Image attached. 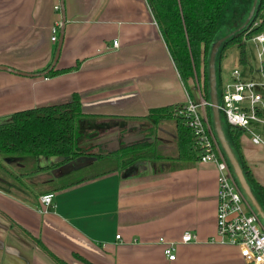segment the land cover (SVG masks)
Returning a JSON list of instances; mask_svg holds the SVG:
<instances>
[{
	"label": "crops",
	"instance_id": "1",
	"mask_svg": "<svg viewBox=\"0 0 264 264\" xmlns=\"http://www.w3.org/2000/svg\"><path fill=\"white\" fill-rule=\"evenodd\" d=\"M57 5L60 0H0V67L44 69L60 42L55 70L78 63L56 76L0 69V122L14 112L66 103L76 93L83 114L77 145L88 152L59 166L60 158L40 157L37 168L34 161L1 159L19 177L0 173V264H53L8 218L66 264H83L74 253L92 264H244L236 247L218 244L215 166L177 160L175 121L146 119L151 109L187 100L146 0H63V27ZM143 143L164 159L121 169L116 153ZM239 144L264 188V124L251 122ZM105 158L115 171L72 180L73 172ZM46 193L54 196L44 209L39 197ZM186 232L194 241L181 242ZM160 238L174 245L173 261Z\"/></svg>",
	"mask_w": 264,
	"mask_h": 264
},
{
	"label": "trees",
	"instance_id": "2",
	"mask_svg": "<svg viewBox=\"0 0 264 264\" xmlns=\"http://www.w3.org/2000/svg\"><path fill=\"white\" fill-rule=\"evenodd\" d=\"M230 1L146 0L179 78L191 99L193 95L188 82L190 80L193 82L196 80L197 82L202 75L203 98L209 102L207 67L211 43L217 32L224 8ZM259 34L264 35V0H258L256 12L248 26L224 40L220 46L221 50L224 51L230 46H237L239 63L246 64V41ZM51 64L44 69L29 73L11 70L26 77H37L56 76L73 71L78 67L77 63L71 68L55 70V65L51 68ZM260 71L264 76V52L260 60ZM220 76L221 71L216 70L218 95L222 85ZM262 94L264 99V93ZM181 107L182 104L174 107L165 106L151 109L146 119L153 124L173 119L176 130V159L184 163H193L197 160V157L192 144V133L185 125L183 118L177 115V110ZM205 113L211 126L209 120L210 105H207ZM82 115L80 97L76 93H73L66 103L12 113L7 120L0 122V161L4 158H12L33 162L40 157H58L61 159L57 163L59 166L86 155L88 151L80 149L77 145V126ZM257 115L264 119V110L257 111ZM220 118L228 145L242 170L247 184L264 212V188L255 180L240 149L239 138L245 130L229 125L226 121H223V117L220 116ZM145 144L124 147L116 153L115 156L120 157L121 169H126L146 159H164V157L155 155L154 152L151 153L150 148H146L150 144ZM0 170L15 179L19 177L5 169L1 162ZM38 170L41 169H36L34 172ZM115 170L116 168L111 169L110 167L101 174ZM8 220L12 226H16L22 231L34 245H37L53 264H66L49 251L39 239L34 238L9 218ZM72 256L83 264H92L78 254L74 253Z\"/></svg>",
	"mask_w": 264,
	"mask_h": 264
},
{
	"label": "built area",
	"instance_id": "3",
	"mask_svg": "<svg viewBox=\"0 0 264 264\" xmlns=\"http://www.w3.org/2000/svg\"><path fill=\"white\" fill-rule=\"evenodd\" d=\"M59 9L58 5L54 7L55 11ZM56 28L51 31V41L56 40ZM252 40L260 46L257 54L260 61L264 52V35H256ZM112 46L117 48L118 41L113 40ZM258 86H264V82L256 84L244 80L237 70L231 73L228 81L222 82L221 103L218 104V108L229 125L247 131L251 122L264 124V119L257 115V111L264 110L263 94L256 91ZM193 93L195 96L192 99L187 95V100L177 110V115L183 118L185 125L191 130L192 144L198 163H211L218 172L215 213L218 244L236 247L244 264H264V229L259 225L257 216L249 208L234 182L225 157L213 136L205 113L207 105H210L209 102L203 98V92L199 88ZM251 135L253 144L261 143L258 135L254 133ZM53 196L52 193H46L39 197L42 208L46 209L52 205ZM116 238L118 239L119 235ZM192 241H194V235L191 233L186 232L181 237L182 243ZM159 242L164 246L165 257L173 261L175 259L174 245L166 243L163 238H160Z\"/></svg>",
	"mask_w": 264,
	"mask_h": 264
},
{
	"label": "rangeland",
	"instance_id": "4",
	"mask_svg": "<svg viewBox=\"0 0 264 264\" xmlns=\"http://www.w3.org/2000/svg\"><path fill=\"white\" fill-rule=\"evenodd\" d=\"M258 0H231L229 4L224 8L221 20L215 37L211 43V47L221 41L225 36L229 37L235 33L240 32L248 26L252 20L256 9H257ZM56 38L59 39V31L56 33ZM260 49L259 44L255 43L252 39L246 41V64H240L238 57L239 51L237 46H230L224 51L221 50V47L218 49L216 58H215V68L216 70L221 71L220 81L222 78L226 77L227 74H231L234 70H237L240 76L244 80L252 81L256 84H261L264 82V76L260 71V61L258 59V51ZM201 75V74H200ZM189 83V82H188ZM191 83V82H190ZM193 90H201L203 92V79L202 75L199 79L192 82ZM257 93H264V86H258L256 88ZM218 103L220 104V92L218 95ZM220 116L223 117V121H226L224 114L220 111ZM210 122L212 124V116L210 111ZM227 122V121H226ZM105 156V155H103ZM107 156V155H106ZM58 157H48L40 159V161H46L47 159L56 160ZM1 162V161H0ZM2 163V162H1ZM33 168H37V161L33 162ZM58 163V162H57ZM57 163L55 165H57ZM3 165V163H2ZM115 163L110 158H105V160L96 162L93 166H88L83 169L73 172L72 180H78L85 176H93L103 171H106L110 167L114 166ZM4 166V165H3ZM5 167V166H4ZM5 169H7L5 167ZM8 170V169H7ZM0 173L4 174L0 170ZM5 175V174H4ZM8 178V177H7Z\"/></svg>",
	"mask_w": 264,
	"mask_h": 264
},
{
	"label": "water",
	"instance_id": "5",
	"mask_svg": "<svg viewBox=\"0 0 264 264\" xmlns=\"http://www.w3.org/2000/svg\"><path fill=\"white\" fill-rule=\"evenodd\" d=\"M60 11L62 15L61 24L62 27L65 22V16H64V10H63V0H60ZM62 37V36H61ZM228 36L224 37L221 41L215 43L210 48L209 58H208V88H209V104H210V111L212 116V124L211 129L213 136L222 152V154L225 157V160L227 162V165L231 171V174L233 176L234 182L238 186L241 194L243 195L245 201L247 202L249 208L254 212V214L257 216L259 222L262 224V227L264 228V212L262 211L258 201L256 200L255 196L253 195L249 185L247 184L242 170L232 153L226 136L223 131L221 118H220V110L218 108V91H217V81H216V68H215V58L218 52V49L220 48L221 44L226 40ZM61 42L59 43L52 64L51 68L56 64L59 50H60ZM0 69H4L6 71L16 73L13 70L5 67H0Z\"/></svg>",
	"mask_w": 264,
	"mask_h": 264
}]
</instances>
